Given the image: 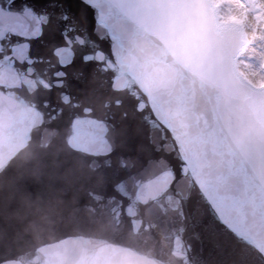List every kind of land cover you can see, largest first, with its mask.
<instances>
[{
	"label": "water",
	"instance_id": "obj_1",
	"mask_svg": "<svg viewBox=\"0 0 264 264\" xmlns=\"http://www.w3.org/2000/svg\"><path fill=\"white\" fill-rule=\"evenodd\" d=\"M152 2L186 18L183 29L145 27L112 65H85L77 55L60 69L52 51L63 44L64 24L53 16L30 42L31 56L45 61L34 65L35 77L0 71V177L16 199L26 195L49 207L64 201L36 229L28 227L32 217H11L16 200L0 206V264H264V217L233 205L222 222L199 181L180 186L186 202L177 209L153 180L156 170H145L164 157L179 175V162L166 155L170 146L157 151L165 144L164 121L136 111L137 98L154 96L185 67L204 33L201 0ZM25 3L38 13L67 10L96 40L94 14L81 0H16L17 7ZM101 47L108 51L107 43ZM59 70L67 73L64 86L47 90Z\"/></svg>",
	"mask_w": 264,
	"mask_h": 264
},
{
	"label": "snow or ice",
	"instance_id": "obj_2",
	"mask_svg": "<svg viewBox=\"0 0 264 264\" xmlns=\"http://www.w3.org/2000/svg\"><path fill=\"white\" fill-rule=\"evenodd\" d=\"M203 4V43L185 67L177 68L172 79L154 96L137 98L136 111L145 112L165 127L157 151L167 149L179 162V175L171 162L160 157L147 162L145 170L155 169L153 180L162 185L168 203L182 209L186 202L181 185L194 181L204 189L209 210L222 222L233 205L245 215L264 217V63L246 56L249 46L244 30L245 0H201ZM255 3V0H249ZM94 14L92 40L65 10L37 12L16 0L0 3V71L35 77L34 65L43 58L31 56V41L43 35L52 17L64 24L63 44L53 49L60 69L69 67L77 55L83 64L112 65L133 37L144 28L166 30L174 23L183 29L186 18H173L155 7L152 0H81ZM51 7H61L53 3ZM244 9V13H241ZM253 42L264 46V11L256 5ZM6 29V31L4 30ZM13 37L17 38L13 41ZM108 44V51L101 47ZM241 63L251 65L250 75L238 71ZM19 65V69H17ZM67 73L55 72V84L62 88ZM29 84L35 83L28 79ZM41 83H45L41 81ZM63 102H70L67 93ZM47 107V102L45 103ZM159 116L160 120L155 118ZM170 141V142H169ZM123 191V185H121Z\"/></svg>",
	"mask_w": 264,
	"mask_h": 264
},
{
	"label": "clouds",
	"instance_id": "obj_3",
	"mask_svg": "<svg viewBox=\"0 0 264 264\" xmlns=\"http://www.w3.org/2000/svg\"><path fill=\"white\" fill-rule=\"evenodd\" d=\"M17 190L6 177H0V206H7L16 200L17 208L11 212V217L17 220L32 219L28 222V227L36 229L41 222L49 219L48 213L51 210H63L64 201L57 198L51 202V206H41L37 201H33L30 196H21L16 199Z\"/></svg>",
	"mask_w": 264,
	"mask_h": 264
},
{
	"label": "rangeland",
	"instance_id": "obj_4",
	"mask_svg": "<svg viewBox=\"0 0 264 264\" xmlns=\"http://www.w3.org/2000/svg\"><path fill=\"white\" fill-rule=\"evenodd\" d=\"M256 5H259V10L264 11V0H255V3H250L249 0H245V8H247L248 11L246 13V18H245V23L244 24H245V26L247 25V30H248V32L250 34L253 33V29L255 27L258 28L256 19H255ZM241 13L242 14L244 13V9H241ZM248 22H251V24L250 23L248 24ZM254 45L255 46L253 47V49H257L256 52H257L258 57L260 59H264V46H260V42L259 41H255ZM252 59H254V58H252ZM239 66L243 70L245 76L250 75V69H251V65L250 64L241 63Z\"/></svg>",
	"mask_w": 264,
	"mask_h": 264
},
{
	"label": "bare ground",
	"instance_id": "obj_5",
	"mask_svg": "<svg viewBox=\"0 0 264 264\" xmlns=\"http://www.w3.org/2000/svg\"><path fill=\"white\" fill-rule=\"evenodd\" d=\"M251 24V22H248V24ZM253 25V24H252ZM257 28V27H255ZM244 30L247 32V35H248V39L250 41L249 43V46L247 48V51H246V56L248 57H251V58H254L255 60H259L261 63H264V59H260L257 55V49H253V47L255 46L254 45V42H253V33H249L248 30H247V25L245 26L244 24ZM255 52V53H254ZM254 53V54H253ZM238 71L241 73V75L245 76L243 70L240 68V66L238 67Z\"/></svg>",
	"mask_w": 264,
	"mask_h": 264
}]
</instances>
